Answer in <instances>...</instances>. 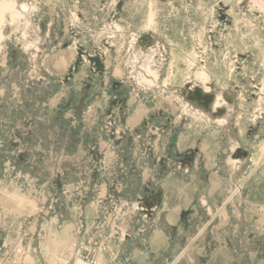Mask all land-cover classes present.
<instances>
[{
	"label": "rangeland",
	"instance_id": "rangeland-1",
	"mask_svg": "<svg viewBox=\"0 0 264 264\" xmlns=\"http://www.w3.org/2000/svg\"><path fill=\"white\" fill-rule=\"evenodd\" d=\"M20 1L0 264H264V0ZM189 84L225 116L189 108Z\"/></svg>",
	"mask_w": 264,
	"mask_h": 264
},
{
	"label": "water",
	"instance_id": "water-1",
	"mask_svg": "<svg viewBox=\"0 0 264 264\" xmlns=\"http://www.w3.org/2000/svg\"><path fill=\"white\" fill-rule=\"evenodd\" d=\"M144 38H151L149 34H142L137 40L140 45ZM142 46V45H141ZM180 96L189 105V108L196 110L199 116L205 120L214 122L225 116V110L216 107L218 104L217 97L212 92H206L201 86L189 84L180 91Z\"/></svg>",
	"mask_w": 264,
	"mask_h": 264
},
{
	"label": "bare ground",
	"instance_id": "bare-ground-1",
	"mask_svg": "<svg viewBox=\"0 0 264 264\" xmlns=\"http://www.w3.org/2000/svg\"><path fill=\"white\" fill-rule=\"evenodd\" d=\"M28 2V1H27ZM26 1L25 2H21L20 0H16L15 2L14 1H11V2H8V1H6V0H4V1H2V2H0V41H1V39H2V36H1V28H2V26L4 25L3 24V16H4V14L5 13H9V12H11L13 9H14V7H15V5H16V7H15V11L16 12H21L22 10H21V4H25V6L24 5H22V6H24V8L25 7H27V10H25L26 11V13H28L29 12V10L31 11V10H33L34 8H35V4L33 5H29V3H27ZM253 2V1H252ZM27 5V6H26ZM261 8V7H260ZM18 11H17V10ZM26 9V8H25ZM20 15H22L21 13H20ZM15 19V18H14ZM28 32V31H27ZM135 39H133V41H132V43H131V46L130 47H132L133 45H134V43H135ZM29 47V46H28ZM157 50V49H156ZM155 53H157V51L155 52ZM155 56V55H154ZM142 58H144L143 56L141 57L140 56V59H142ZM138 59V58H137ZM150 59V58H149ZM133 60H135V59H133ZM148 63H150L149 65H151L152 64V60L150 61V62H148ZM146 64V63H145ZM148 65V66H149ZM146 67V66H145ZM144 67V68H145ZM135 68V67H134ZM149 68V67H148ZM149 69H151V68H149ZM151 71V70H150ZM149 71V72H150ZM152 74V73H151ZM136 78L138 77V78H140V77H142L141 75H146L145 74V72H144V70H142L141 72H137V73H134L133 74ZM153 76H154V78H155V80H154V83H156V81H158V77H157V73H154V74H152ZM147 76H149V75H147ZM138 80V79H137ZM139 81V80H138ZM148 84H152L151 82L150 83H148ZM139 85V84H138ZM156 86H157V84H156ZM153 87H154V85H153ZM206 89V88H205ZM206 91H207V89H206Z\"/></svg>",
	"mask_w": 264,
	"mask_h": 264
}]
</instances>
